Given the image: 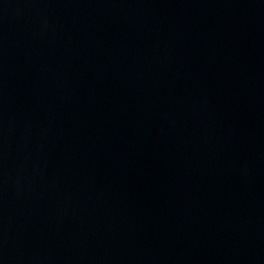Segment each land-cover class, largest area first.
Masks as SVG:
<instances>
[{
	"label": "water",
	"instance_id": "1",
	"mask_svg": "<svg viewBox=\"0 0 264 264\" xmlns=\"http://www.w3.org/2000/svg\"><path fill=\"white\" fill-rule=\"evenodd\" d=\"M0 264H264V0H0Z\"/></svg>",
	"mask_w": 264,
	"mask_h": 264
}]
</instances>
